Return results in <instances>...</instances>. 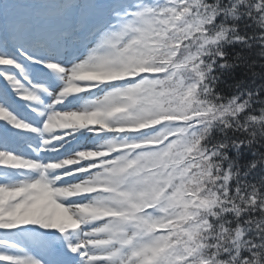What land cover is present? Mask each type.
<instances>
[{"label":"snow or ice","instance_id":"obj_1","mask_svg":"<svg viewBox=\"0 0 264 264\" xmlns=\"http://www.w3.org/2000/svg\"><path fill=\"white\" fill-rule=\"evenodd\" d=\"M0 264H264V0H0Z\"/></svg>","mask_w":264,"mask_h":264},{"label":"trees","instance_id":"obj_2","mask_svg":"<svg viewBox=\"0 0 264 264\" xmlns=\"http://www.w3.org/2000/svg\"><path fill=\"white\" fill-rule=\"evenodd\" d=\"M234 81H232V80H228V83H233Z\"/></svg>","mask_w":264,"mask_h":264}]
</instances>
